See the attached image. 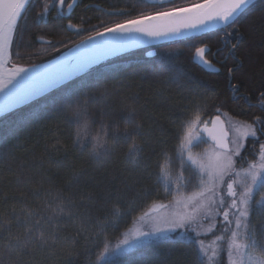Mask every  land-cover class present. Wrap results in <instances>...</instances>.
<instances>
[{"label":"trees","instance_id":"obj_1","mask_svg":"<svg viewBox=\"0 0 264 264\" xmlns=\"http://www.w3.org/2000/svg\"><path fill=\"white\" fill-rule=\"evenodd\" d=\"M72 2L67 0L60 15L58 0H29L9 49V68L44 64L117 22L203 0H76L70 11ZM69 22L76 28H68ZM228 33L238 43L218 73L193 64L196 47H219L217 39L207 42L209 35ZM151 49L152 56L147 49L110 59L0 119V264H104L99 263L104 249L136 219L177 197L166 193L162 177L181 171V125L197 108L207 125L224 115L254 126L258 139L246 142L235 168L255 162L264 144V0L232 27ZM84 93L95 97L86 105ZM77 96L79 117L74 115ZM129 112L132 126L141 127L135 137L121 136L114 145L110 140L107 154L96 158L75 143L79 136L90 144L103 135L104 125L110 137L117 126L122 133ZM133 141L140 148L137 159L128 155ZM184 172L190 177L183 193L188 195L199 179L187 168ZM262 195L264 189L256 193L253 208ZM222 229L218 223L200 237L210 255L215 249V264H229L227 240L215 241ZM251 229L261 241L264 213L253 212ZM180 231L110 264H195L197 237Z\"/></svg>","mask_w":264,"mask_h":264},{"label":"snow or ice","instance_id":"obj_2","mask_svg":"<svg viewBox=\"0 0 264 264\" xmlns=\"http://www.w3.org/2000/svg\"><path fill=\"white\" fill-rule=\"evenodd\" d=\"M28 2L29 0H0V66L6 62V58L9 56V49L14 41L18 20L23 15ZM75 2L76 0H73L72 3L67 4L70 11L74 8ZM58 3L61 8L60 15H63V6L67 3V0H58ZM253 3L254 0H203V3L194 4L191 7L174 8L169 11L157 12L153 16H141L136 19L117 22L105 27L102 32L97 31L96 36L112 33L118 37L115 40L116 45L126 46L135 39V34L158 38L179 35L182 30L199 28L200 30L211 31L221 25L228 28L235 25L238 17L245 14ZM45 11H47V6ZM150 21H168V23L155 25L146 23ZM67 27L73 29L76 28V25L69 22ZM77 31L79 30L77 29ZM231 34L228 33L227 35L230 36ZM87 39L94 40V37L88 36ZM80 43L84 44L85 41ZM233 48H235V45H233ZM208 51L207 45L196 47L194 60L211 68L212 63L207 59ZM35 70V65H32L30 69L16 67L11 78L7 81H0V92H4L7 98L6 104L0 107V114L6 110H11L13 105L26 98V94H18L15 90L22 87V82L30 78L28 73ZM21 73L24 75L21 76ZM17 76L20 77L19 80H16ZM9 85H11V88H9ZM83 87L87 88L89 86L84 85ZM235 87L233 85V88ZM106 91L105 89V93ZM69 95H72V93H69ZM83 95L85 105L89 98H95L94 95L90 97L89 93ZM76 98L77 108L74 115L79 117L81 105L79 104V96ZM217 112H219V109H217ZM132 116L133 113L129 112L124 121L125 127L122 133L117 126L116 132L110 137L107 125H104L103 135L94 137L90 144L81 142L79 136H77L75 143H78L82 149L90 148L91 154L99 158L109 151L110 140L114 145L121 136L125 139L136 136V129L140 128L141 125L137 123L133 127L131 124ZM219 119V116L215 117V120ZM257 119L260 118L257 117ZM201 124L205 125L203 131L209 132V137L215 142L216 148L222 149L220 152L214 151L213 158L208 163H205L203 154L193 155L192 152L199 143L204 142L202 134L193 135ZM206 125L207 121L201 120V110L199 108L194 110L192 117L185 119L180 129L181 171L175 176L169 172L162 177L166 193L180 196L181 198L176 203L183 205L184 210L176 214L174 219L162 225H156L151 230L138 231L131 239H125L118 244L111 253L108 252L106 247L105 257L107 258L101 257L104 264H110L111 256L120 255L128 249L138 248L149 242L167 240L170 233H176L178 230H181L180 235L195 233L197 237L195 243L199 245L197 249H194V252L197 253L195 264H215V249H212L210 255L209 248L205 247L204 240L200 239L202 235L200 229L205 228L204 221H209L208 229L211 231L215 226L214 217L221 215L223 216V229L221 234L215 235V241L223 242L227 240L230 264H264V234H262L261 241L258 242L255 231L251 229L253 212L264 213V195L261 196L260 200L255 201L257 207H252L255 193L264 189V144L260 146V163H254L246 170H239L235 168L233 159L239 153L229 149L222 140L212 136ZM251 127V125L247 126V128ZM248 134L247 130L243 133L245 136ZM251 135L255 137L256 132L252 131ZM139 151V146L133 141L129 145L128 155L132 159H137ZM185 152L187 153L186 158ZM184 168H187L192 176L197 177L200 182L197 190L187 196H184L183 193L190 183V177L185 175ZM225 177H228V179H225ZM160 182L161 177H158V183ZM59 211L64 212L62 202ZM30 231V227L25 228V232ZM229 232L230 236H227L226 234ZM12 239L16 241L17 245L21 244L18 236H12ZM252 250H258L259 254L252 255Z\"/></svg>","mask_w":264,"mask_h":264},{"label":"water","instance_id":"obj_3","mask_svg":"<svg viewBox=\"0 0 264 264\" xmlns=\"http://www.w3.org/2000/svg\"><path fill=\"white\" fill-rule=\"evenodd\" d=\"M256 0H254L255 2ZM203 3V2H202ZM153 16V15H151ZM149 24L168 23V21H150ZM225 29L223 25L216 27L211 31L198 29L182 30L179 35L161 36L158 38L148 37L141 34H135V39L129 42L126 46H118L115 40L118 38L112 33H107L104 36L93 35L94 40L87 38L68 48L59 54L56 58L36 66L34 72H29L28 80L22 82V87L16 89L18 94H26V98L22 99L18 104L12 106L11 110H6L0 114V118L13 113L16 110L36 101L55 89L65 85L73 79L81 76L90 69L119 56L129 54L138 50L152 48L160 45H165L172 42L181 41L201 34L210 33L217 30ZM209 52V51H208ZM153 51L147 53V56H152ZM195 52L192 56V62L197 67L201 68L206 73L216 74L219 69L212 65L211 68L202 65L199 61L194 60ZM7 61V60H6ZM6 65V66H5ZM13 69V71L7 70ZM31 68V67H26ZM15 68H8L5 62L0 66V81H7L14 75ZM21 76L24 74L21 73ZM20 77L17 76L16 80ZM15 82V81H14ZM11 88V85H9ZM7 102L4 92H0V107H3ZM204 127L200 128V133L203 134L206 140L211 143L215 148V142L209 137V132L203 131ZM212 136L222 140L229 148L228 134L225 131V125L221 119L211 122V127L208 128ZM217 149V148H216ZM222 151V149H218ZM227 191V189H226Z\"/></svg>","mask_w":264,"mask_h":264},{"label":"rangeland","instance_id":"obj_4","mask_svg":"<svg viewBox=\"0 0 264 264\" xmlns=\"http://www.w3.org/2000/svg\"><path fill=\"white\" fill-rule=\"evenodd\" d=\"M6 60H7V58H6ZM6 63H7V61H6ZM7 70L13 71V69H7ZM221 118H222V120L225 123V128H226V131H227V134H228V137H229V140H228L229 149H232L234 152H238L239 153V155H236V156L233 157V159L235 161V165H236V162H237L239 156L241 155L242 151L245 148L246 142L248 140H256L257 139V133H256L255 137H253L251 135V132L252 131L256 132V130H255V127L252 126V125H251L252 126L251 128H247V126L250 125V124L243 123L242 121H237V120L231 119V118L226 117L224 115L221 116ZM198 129H196L194 131L193 135L199 134ZM245 130H247L248 133H249L247 136L243 135ZM203 139H204V137H203ZM185 147H187V145H185ZM180 151H181V149H180ZM214 151L215 152H220V150H218L214 146L208 144L205 141V139H204V142L199 143L197 145V147H195L192 150L193 155L203 154L204 157H205V163H208V162L211 161V159L213 158V152ZM184 155H185V158H186L187 153L185 152ZM254 163L255 164H259L260 163V149H259V153L257 155V158H256L255 162L249 164V166L247 168L239 169V170H246ZM242 175H243V173H242ZM225 179H228V177H225ZM199 186H200V182H199ZM224 187H225V192H226V185ZM258 191L256 193H258ZM256 193H255V195H256ZM184 196H187V195H184ZM180 198H181L180 196H177L172 201H170L169 203H166L163 206H160L154 212L136 219L132 223L130 228L127 229L121 235L120 239L116 243H114L110 247H107L108 252L111 253L112 250L115 249L118 244H120L125 239H131L138 231L151 230L156 225H162L165 222L174 219L176 214H178V213H180V212H182L184 210L183 209V205L176 203V201L179 200ZM222 221H223V216L222 215L214 217L215 226L218 225V223L221 224ZM204 223H205V228L200 229L202 235L210 233L215 228V226H214V228L211 231H209V229H208L209 221H204ZM233 227H234V224H233ZM135 249H137V248L128 249L126 251H123L122 254H120V255L111 256L110 259L122 256V255H124L126 253H129V252L135 250ZM251 254L254 255L253 253H251ZM101 257H105V249H104V251L102 252V254L100 256L99 263H103L104 262L101 259ZM105 258H107V257H105ZM228 259H229V264H230L229 256H228Z\"/></svg>","mask_w":264,"mask_h":264},{"label":"flooded vegetation","instance_id":"obj_5","mask_svg":"<svg viewBox=\"0 0 264 264\" xmlns=\"http://www.w3.org/2000/svg\"><path fill=\"white\" fill-rule=\"evenodd\" d=\"M212 39H217V41H219V47L214 49L211 45V47L207 46L209 49V52L207 53V59L211 61L212 65L219 69L218 65H222V61H225L228 57H232V52L234 50L233 45L238 43V39L232 35L221 36L219 34H211L208 36L207 42L211 44ZM209 126L211 127V125Z\"/></svg>","mask_w":264,"mask_h":264}]
</instances>
